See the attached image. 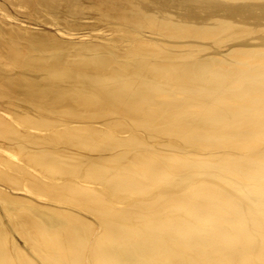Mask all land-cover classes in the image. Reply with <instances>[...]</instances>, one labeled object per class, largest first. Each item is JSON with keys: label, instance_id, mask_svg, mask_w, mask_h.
I'll return each mask as SVG.
<instances>
[{"label": "bare ground", "instance_id": "6f19581e", "mask_svg": "<svg viewBox=\"0 0 264 264\" xmlns=\"http://www.w3.org/2000/svg\"><path fill=\"white\" fill-rule=\"evenodd\" d=\"M8 1L0 264H264V0Z\"/></svg>", "mask_w": 264, "mask_h": 264}, {"label": "rangeland", "instance_id": "374dc122", "mask_svg": "<svg viewBox=\"0 0 264 264\" xmlns=\"http://www.w3.org/2000/svg\"><path fill=\"white\" fill-rule=\"evenodd\" d=\"M7 1L6 0H0V3H1L0 5H2L6 9L5 10L6 12L2 9L0 10V18L2 20H4L9 25L15 24L12 26L29 27L31 30H45V31L56 34L58 37H60L62 39L64 38V40H71V41L74 40L73 42H82V40L86 41L89 39H94L92 34L93 35L97 34V35H99V37H102V36H114L115 37L117 34L113 31V30H115V27L117 26V24L108 23L104 20L98 21V19H96L94 17H88V16L80 19L81 23L82 22L83 23L80 25V27L78 29H74V30H68L66 28L64 29V26L62 24H60L58 21H57V23L56 22L53 23L56 20H54L50 15H41V17L33 15V14L30 15L27 12V9L20 7V6H17V8H16V6L12 5V3L10 1H8V2ZM24 10H26V11H24ZM1 15H3V16H1ZM9 15H11V16H9ZM43 17H44V19H42ZM48 17H50V18H48ZM45 19H47V20H45ZM50 19H53L54 21L51 20V22H50L49 21ZM106 23L110 24V25H107ZM58 24H60V25H58ZM110 26H111V29H110ZM93 27H95V28H93ZM107 27H109V28L107 29ZM112 27L114 29H112ZM109 30H111V31H109ZM149 33H150V31L145 32L146 38H151V37L155 36L154 33H152V32L150 34ZM146 34L147 35L149 34V35L147 36ZM71 35H73V36H71ZM150 35H153V36L150 37ZM224 49H226L225 46L223 47V50ZM0 187H3L4 189L8 188L7 189L8 192L12 195H15V196L17 195V196L28 197L34 201L39 202V203L48 202V201H46L47 200L46 198H42V197L37 198V195L35 196V194L32 195V193H29V192L27 193V191H25V190H23L24 191L23 192L22 189L13 190V188L9 187L8 185L1 184V183H0ZM42 199H44V200H42ZM14 236H15L17 244L21 245L22 248H25L26 245L24 244V242H23L24 240L22 239V237L18 233H15Z\"/></svg>", "mask_w": 264, "mask_h": 264}]
</instances>
